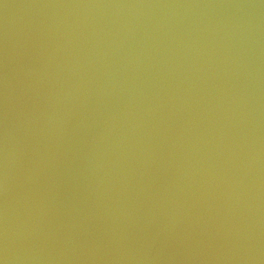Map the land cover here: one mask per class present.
<instances>
[{"label": "water", "instance_id": "water-1", "mask_svg": "<svg viewBox=\"0 0 264 264\" xmlns=\"http://www.w3.org/2000/svg\"><path fill=\"white\" fill-rule=\"evenodd\" d=\"M0 264H264V0H0Z\"/></svg>", "mask_w": 264, "mask_h": 264}]
</instances>
